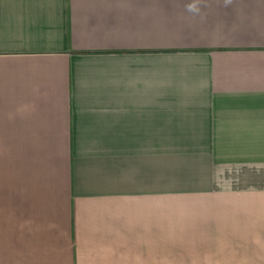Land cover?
<instances>
[{
	"label": "crops",
	"instance_id": "0c3cea01",
	"mask_svg": "<svg viewBox=\"0 0 264 264\" xmlns=\"http://www.w3.org/2000/svg\"><path fill=\"white\" fill-rule=\"evenodd\" d=\"M0 264H264V0H0Z\"/></svg>",
	"mask_w": 264,
	"mask_h": 264
}]
</instances>
